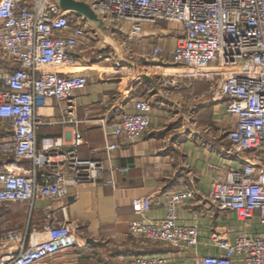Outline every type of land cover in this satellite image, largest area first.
<instances>
[{
	"label": "built area",
	"instance_id": "2783aa9c",
	"mask_svg": "<svg viewBox=\"0 0 264 264\" xmlns=\"http://www.w3.org/2000/svg\"><path fill=\"white\" fill-rule=\"evenodd\" d=\"M73 1L86 4L112 27L110 36L121 35L125 57L133 53L144 24L163 20L181 25L170 62L175 71L162 74V84L178 90L181 82L207 80L202 96L224 98L226 111L234 117L226 132L232 149L252 155L237 167L216 171L208 199L232 213L240 229L233 241L214 232L210 238L219 252L195 264H264V0ZM102 34L83 15L63 9L58 0H0V64L6 66L0 77V129L9 134L0 141V152L14 158L0 169V203L25 202L32 207L40 197L61 198L68 193L69 181L113 185L106 177L112 172L107 162L119 143L107 144L105 158L94 159L79 156L78 132L65 150L60 139L46 138L39 151L37 140V128L46 123L42 109L48 100L58 104L61 123L79 122L77 93L86 87L87 77L73 70L76 51L90 36ZM162 51L156 45L142 56L158 61ZM150 112L149 101L135 100L110 133L127 143L138 140L149 128ZM192 195V189L165 194L166 214L159 219L145 217L149 198L133 199V209L141 217L130 221L129 232L175 247L197 245V226L177 222V205ZM24 239L15 229L0 233V244L19 246L0 255V264H38L75 246L67 223L50 225L45 238H33L26 246ZM131 263L174 264L164 254L137 255Z\"/></svg>",
	"mask_w": 264,
	"mask_h": 264
},
{
	"label": "crops",
	"instance_id": "0c3cea01",
	"mask_svg": "<svg viewBox=\"0 0 264 264\" xmlns=\"http://www.w3.org/2000/svg\"><path fill=\"white\" fill-rule=\"evenodd\" d=\"M95 27L103 36L111 35L112 27L105 22ZM154 31L163 33L152 24L143 25V35L133 43L135 48L129 57L110 45L118 59L127 64L122 67L118 61L105 66L109 58L100 61L91 57L89 49L94 46L90 43H100L101 35L90 36L78 47L73 66L74 71L87 77L86 87L77 93L79 122L61 123L62 114L53 100L42 109L46 123L37 128L39 151L46 138L60 139L61 148H69L76 132L82 137L78 147L82 158L104 159L107 144L115 142L120 147L107 162L112 172L106 177L112 179V186L69 181L68 193L61 198L40 197L32 207L25 202L0 203V233L11 229L22 232L24 246L33 238H45L46 229L56 223H67L73 230L74 247L38 264H132L134 256L153 254H164L174 264H195L202 256L219 252L210 238L214 232L233 241L240 229L232 213L215 206L208 194L216 171L237 167L241 159L252 155L232 149L226 132L233 126L234 117L226 111L224 98L202 96L208 89L207 80L181 82L178 90L162 84L161 75L175 71L170 63L172 49L166 48L165 38L152 36ZM156 45L163 48L158 61L142 56ZM108 67L113 72L106 76L103 68ZM5 69L0 64V77ZM138 99L151 104L150 124L138 140L127 143L113 136L110 128L132 110V103ZM205 112L211 125L197 126L193 117ZM8 135L0 129V141ZM12 161L11 154L0 152V169ZM20 164L29 165L27 161ZM186 189H192L193 195L177 205V222L197 226V245L175 247L129 232L130 221L141 217L133 209V199L149 198L145 217L159 219L166 214L165 194ZM18 249L16 242H3L0 255Z\"/></svg>",
	"mask_w": 264,
	"mask_h": 264
},
{
	"label": "rangeland",
	"instance_id": "374dc122",
	"mask_svg": "<svg viewBox=\"0 0 264 264\" xmlns=\"http://www.w3.org/2000/svg\"><path fill=\"white\" fill-rule=\"evenodd\" d=\"M111 24L118 25L115 22H112ZM152 25H153V28H157V30L160 29V32H161V30L163 32V33H160V34L158 32V34H157L156 33L157 31H154L155 36H157L155 38L156 39L159 38V37L165 38L164 40H165L166 48L172 49L175 37L178 36L181 33V25L179 23L170 22V21H163V20L162 21H158L157 23L152 24ZM104 36H103V34L100 36V40H101L100 43H95V44L94 43H90L91 46H94L93 49H89L90 56L91 57L92 56L93 57H98L100 61H103V60H106L107 58H109L108 61H105V64H104L105 66H110V65L112 66L116 61L119 62L118 64L121 67L123 65H127V64H123L124 61H122V59L121 60L118 59V56L116 55V51L112 50V48L110 47V45H112V46L116 45L117 48H118V52H120V54L122 53L123 50L120 49L121 35H119V36L116 35V36L112 37V36H110L108 34H104ZM103 38H105V39H103ZM147 39H149V37H147ZM104 40H107V42L104 41ZM109 41L111 43H108ZM132 47H133V49L135 48L134 44H133ZM121 62H122V65H121ZM173 67H175V66H173ZM103 72L104 73L105 72L110 73L108 75L106 74V76H109V75L112 74L113 70L111 69V67H108V68H103ZM200 114L201 115L196 114L193 117V120H195L196 125L200 126V127H204V128L209 127L211 125L210 124V119H209L210 116L206 112L203 113V115H202V113H200Z\"/></svg>",
	"mask_w": 264,
	"mask_h": 264
},
{
	"label": "water",
	"instance_id": "95a60500",
	"mask_svg": "<svg viewBox=\"0 0 264 264\" xmlns=\"http://www.w3.org/2000/svg\"><path fill=\"white\" fill-rule=\"evenodd\" d=\"M58 2L63 9H70L76 14L83 15L85 18L94 23V25H97V23L101 22L97 15L82 2H75L73 0H58Z\"/></svg>",
	"mask_w": 264,
	"mask_h": 264
}]
</instances>
